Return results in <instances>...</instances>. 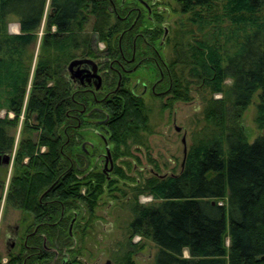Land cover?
I'll return each mask as SVG.
<instances>
[{
	"label": "trees",
	"instance_id": "16d2710c",
	"mask_svg": "<svg viewBox=\"0 0 264 264\" xmlns=\"http://www.w3.org/2000/svg\"><path fill=\"white\" fill-rule=\"evenodd\" d=\"M172 1L190 23L182 26L178 46H172L184 68L175 72L173 58L162 61L164 78L156 90L160 86L157 92H167L173 101H188L189 83L182 80L186 67L194 83L206 89L202 120L208 127L186 149L178 173H154L136 182L114 161L130 155L128 142L137 144L138 132L147 127L141 97L126 88L123 77L114 94L99 104L85 97L84 121L103 122L93 126L111 148V164L104 171L92 167L79 172L75 154L81 152L80 116L74 110L79 109V96L63 78L73 59L130 57L140 22L128 29L126 2L0 0V188L6 177L1 158L12 156L22 114L23 138L14 152L4 203L23 213L29 222L25 233L30 234L26 255L22 252L27 248L21 246L19 254H8L0 264H80L76 236L82 240L97 219L94 210L104 190L128 211L124 245L133 248L134 237L148 240L156 248L153 264H264V136L248 143L238 123L255 97L254 123L264 128V0ZM46 5L44 30L37 40ZM219 8L225 21L221 29ZM10 22L17 25V34L8 33ZM147 28L144 38L156 46L159 33ZM99 43L105 55L96 48ZM225 80H230L229 86ZM103 81L106 91L116 78ZM215 94L221 98H212ZM124 164L129 170L131 164ZM109 173L133 183L128 192L117 188ZM114 190L118 197L111 195ZM140 195L150 196L152 202L139 204ZM122 260L131 264L128 257Z\"/></svg>",
	"mask_w": 264,
	"mask_h": 264
},
{
	"label": "rangeland",
	"instance_id": "374dc122",
	"mask_svg": "<svg viewBox=\"0 0 264 264\" xmlns=\"http://www.w3.org/2000/svg\"><path fill=\"white\" fill-rule=\"evenodd\" d=\"M47 11L48 7L46 5L44 8V16L36 33L37 40L40 39L43 33L44 18ZM221 12L222 9L220 8L216 10L217 19L220 21L219 24L221 23L220 29L225 25V21H223L224 18L222 20L221 17ZM150 18L156 22V31L159 33L158 40L163 33V28L166 29V39L169 41L163 44L162 48L158 49L157 46L155 47L156 50L158 49L162 61L165 62V60L173 58L174 62H176V64L174 63L175 72L178 71V68H184L183 65L178 63L179 59L177 55L172 53V46L173 44L178 46V43L181 42V32L185 31V28L182 29V26L190 25L186 16L180 15L178 7L172 0H155L154 6H151ZM143 23L150 26L147 20H143ZM7 31L10 34H17V25L14 22H10L7 26ZM201 34L202 32H200V36ZM217 35L223 36L222 33L218 32ZM156 43L155 41V44ZM96 48L99 51L104 49L105 46L99 43ZM175 49L179 51L178 47ZM37 50L38 43L35 47L34 55ZM31 67H34L33 62ZM187 74V69L185 67L182 71V80L189 83V100L186 102L173 101L171 95L167 92H163L160 95H152L150 88L157 78L156 70L152 63L143 64L126 79V88L130 89L136 85L135 92L138 94L143 92L141 85H145L141 99L146 109L147 127L143 131L138 132L135 141L137 144L131 143L130 141L128 142L127 149L130 155L117 158L114 164L117 165L126 176L132 178L136 182L154 173H158L159 175L178 173L182 160L183 147L180 143L181 138H184V145L187 149L190 143H193L194 140L197 141L199 136L203 135L200 133L201 129L203 127H208V124L205 125L206 123L204 124L202 120V109L203 107L205 108L204 99L207 98L206 89L194 83L195 78ZM230 83V80L223 81L225 86H229ZM161 89L162 88L159 86V89L157 88L156 90L155 88L154 90L157 92ZM212 98L220 99L221 95L215 94L212 95ZM255 103L256 99L254 97L246 109L241 112L238 120L239 126L242 127L248 143L253 141L256 137L264 136V128L259 129L254 123ZM228 106L229 105H226V113L227 119L230 120L231 110ZM3 114L4 112L0 111V117H3ZM9 117H11V115H9ZM18 122V126L15 130L12 156H10L8 165L6 166V177L3 186L4 192L0 199V260L2 263L6 262L8 253L13 254L15 251H7L8 245L5 244L4 239L5 232H8L6 229L18 224L21 227V231H23L25 225L29 223L28 220L23 219V213L9 208L4 203L5 190L12 174L11 166L14 152L18 142L23 138L20 125L22 122V114L19 116ZM226 122L229 123L230 121ZM175 128H179L180 131L176 132ZM78 136H81L80 138L82 141H89L92 143L91 149L86 147V149L92 153V159L89 163L91 167H93L92 170L100 171L103 164L101 155L104 154V145L101 139L88 130L82 134L78 133ZM110 149L109 147V150ZM43 151L44 148H41V152ZM96 155L98 156L95 160ZM96 162H98V164ZM125 162L131 164L129 170L125 168ZM109 176L116 181V187L124 191L128 192V187H131L133 184H131L130 181L118 179L117 176L112 175V173H109ZM111 195L118 197L119 193L114 190L111 192ZM137 202L142 205H148L152 200L150 196L140 195L137 198ZM94 216H96L97 219L86 229V236L83 237L82 240H79L78 235L76 236L77 240L74 249H77V258L80 264H105V262H108V264H123V257L124 259L128 257L131 264H153L156 248L148 240L134 237L131 240L132 244H135L133 248L129 249L124 245L125 227L129 220V214L125 208L121 207L119 200L111 201L109 193H107L106 190H104L98 200V206L94 210ZM224 245L225 247L228 246L227 239H225ZM127 251L129 253H127ZM125 253L128 254L126 257ZM182 255L185 258L187 257L185 250Z\"/></svg>",
	"mask_w": 264,
	"mask_h": 264
},
{
	"label": "flooded vegetation",
	"instance_id": "af4514ba",
	"mask_svg": "<svg viewBox=\"0 0 264 264\" xmlns=\"http://www.w3.org/2000/svg\"><path fill=\"white\" fill-rule=\"evenodd\" d=\"M121 3L126 4L125 17H131V20H130L131 25L129 26L128 29H131L137 21L140 22V24L137 27V30L133 33V37L131 41L130 57L129 58L120 57V59L109 58L107 56H102V57H98L95 59L78 58V59H88L95 64L96 74L100 77V89L97 91H95L91 85L92 80H89L90 83H86V81H81L83 85H80L77 82H73L71 79H69V73L67 71V65L69 62L66 64L64 68V76H63V78L66 81L70 82L72 93H76L79 96L76 101V104L79 107V109H74L76 110V112H78L76 114L80 116V118L77 119V128H79L77 129L78 133L82 134L83 132L87 130L91 131L92 134H94L95 136L101 139L104 145V154L101 155L103 159V162H102L103 164L101 167L102 171L107 169L106 167H109L111 164V161L109 158V150H108V146L106 145V141L103 135L97 129H95L97 127H94L93 125H100L103 122L87 120L86 122L89 123V125L91 124L92 126L83 125V123H85L84 117L87 116L86 114H84V112L86 111V108L88 106L87 105L88 102H87V99H85V97L91 96L94 100V103L99 104L103 99H107L109 96L114 94L122 77L124 79H127V77H129L132 73H134L137 69H139L143 64H145L146 61H150L154 65V68L157 74L156 81L152 84L150 88L152 95H160L163 92H165V91L155 92L154 89L158 86V84L164 78L162 70L160 69V64L161 66L163 65L162 58L160 56L159 51L156 50L155 47L157 46L159 48V46L163 44V40L165 36L167 35L166 29L163 28V33L160 36L159 40L157 41L156 46H154L152 42H146L144 35H143V30L148 27L143 23V20L146 21L147 19V21L151 25L147 29L149 30L156 29V22L150 18L151 6H154L155 0H149V1L147 0H123L121 1ZM137 39L140 40L139 43H137ZM147 50L150 52L151 56L146 54ZM99 51L103 53L102 55L106 54V52H104L105 48ZM77 70L81 71V73L83 74V71L89 70V67L87 65H79ZM73 71L76 72V68H73ZM104 78L112 79V80L116 78V83L113 84L111 88L106 89V91L102 90L105 87L103 84ZM144 86H145L144 84L141 85L143 92H144ZM135 87L136 85L131 87L130 91L135 92ZM143 92L139 94L136 93V94L139 97H142ZM96 96H99L100 98H96ZM90 109L91 111L96 110V108H91V106H90ZM79 147H80L81 152L76 153L75 158L79 160L78 162L81 163V167L77 166V170L79 172H83L87 168H88L87 170H91L92 167L89 161L92 159L91 157L92 153L88 151L86 147L91 149L92 143L89 141L81 140ZM97 156L98 155L95 156V160L97 159ZM96 163L98 164V162ZM6 230H8V232H5L4 239H5V244L8 245L7 251L9 252L10 250L11 251L15 250L13 254L16 255V254H19L20 248L21 246H23V247H26L27 249L24 250V252H22V255H26V252L28 250V247L26 246V239L30 234L25 233V228L23 229V231H21V227L18 224H16L15 226L11 228L9 227Z\"/></svg>",
	"mask_w": 264,
	"mask_h": 264
},
{
	"label": "water",
	"instance_id": "95a60500",
	"mask_svg": "<svg viewBox=\"0 0 264 264\" xmlns=\"http://www.w3.org/2000/svg\"><path fill=\"white\" fill-rule=\"evenodd\" d=\"M123 1V0H121ZM79 65H87L89 67V70L83 71V74L81 71H78L77 68ZM73 68H76V72L73 71ZM67 71L69 73V79H71L73 82H77L80 85H83L81 81H86V83H90L89 80H92L91 85L95 91L100 89V77L96 74V66L95 64L88 60V59H74L70 61L67 65ZM176 132H179V128H175ZM180 143L182 144V160L180 166H182L185 153H186V148L184 145V138L182 137L180 140ZM10 156L9 155H4L1 158V162L4 165H8ZM3 188H0V199L2 198L3 195ZM105 264H108V262H105Z\"/></svg>",
	"mask_w": 264,
	"mask_h": 264
},
{
	"label": "bare ground",
	"instance_id": "6f19581e",
	"mask_svg": "<svg viewBox=\"0 0 264 264\" xmlns=\"http://www.w3.org/2000/svg\"><path fill=\"white\" fill-rule=\"evenodd\" d=\"M184 161V160H183Z\"/></svg>",
	"mask_w": 264,
	"mask_h": 264
}]
</instances>
